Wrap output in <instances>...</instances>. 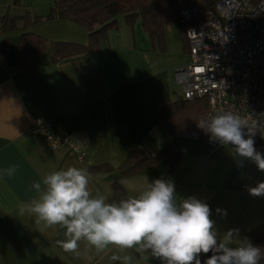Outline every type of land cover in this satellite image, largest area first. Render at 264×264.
I'll list each match as a JSON object with an SVG mask.
<instances>
[{
	"label": "crops",
	"instance_id": "1",
	"mask_svg": "<svg viewBox=\"0 0 264 264\" xmlns=\"http://www.w3.org/2000/svg\"><path fill=\"white\" fill-rule=\"evenodd\" d=\"M52 5L53 0H0V16L46 15ZM16 26L0 35V264H162L150 251L109 246L97 253L83 240L79 255L65 252L58 243L65 240L63 228L36 224L34 217L19 213L20 203L37 198L32 185L42 183L46 173L85 168L74 149L52 148L32 133L36 119L68 132L91 166H111L89 171L93 195L99 191L110 202L116 180L128 197L142 191L146 179H164L174 184L177 202L195 197L209 205L219 235L238 229L240 239L250 241L252 230L264 228V202L240 193L245 181L264 182V171L197 127L205 118L203 105L177 113L169 124L160 111L161 105L184 99L174 69L187 65L190 55L177 17L163 24L160 41L144 29L140 17L128 24L118 15L97 50L66 57L54 55L49 43L86 44L88 32L79 24L42 19L28 27L18 20ZM24 33L39 35L48 45L20 66L18 44ZM166 144L171 145L167 157L120 175L119 167L136 146L155 154ZM255 148L264 153V146ZM12 166L17 170L8 176L4 170ZM125 178L130 189L120 183ZM113 255L121 260H112ZM125 256L131 259L125 262ZM199 258L203 264L207 256Z\"/></svg>",
	"mask_w": 264,
	"mask_h": 264
},
{
	"label": "clouds",
	"instance_id": "2",
	"mask_svg": "<svg viewBox=\"0 0 264 264\" xmlns=\"http://www.w3.org/2000/svg\"><path fill=\"white\" fill-rule=\"evenodd\" d=\"M197 127L212 140L233 146L236 155L264 171V153L255 148L253 139L260 132L255 122L249 123L248 118L233 111H220L201 118ZM16 170L12 166L4 171L12 176ZM90 180L88 169L76 166L46 173L42 183L32 185L37 198L20 203L19 213L34 217L36 224L63 228L65 240L58 243L65 252L77 255L83 240L97 253L109 246L150 251L162 264H201L200 255L209 253L203 264H260L264 260V248L240 239L238 229L219 235L207 203L195 197L177 202L171 181L155 179L149 183L146 179L138 194L109 202L108 196L99 191L92 194ZM120 183L130 189L128 179ZM249 193L264 195V182L250 188ZM130 259L123 257L125 262ZM112 260L121 257L113 255Z\"/></svg>",
	"mask_w": 264,
	"mask_h": 264
},
{
	"label": "built area",
	"instance_id": "3",
	"mask_svg": "<svg viewBox=\"0 0 264 264\" xmlns=\"http://www.w3.org/2000/svg\"><path fill=\"white\" fill-rule=\"evenodd\" d=\"M178 20L187 25L190 55L187 65L174 69L183 98L204 97L206 118L233 111L249 123L255 122L264 135V0H215L203 9L185 4L178 10ZM31 132L52 148L65 145L74 149L80 160L89 164L86 152L68 132L54 129L52 122L36 119ZM260 132L253 139L255 145L264 146ZM257 183L243 182L240 193L264 202V195L249 193Z\"/></svg>",
	"mask_w": 264,
	"mask_h": 264
},
{
	"label": "trees",
	"instance_id": "4",
	"mask_svg": "<svg viewBox=\"0 0 264 264\" xmlns=\"http://www.w3.org/2000/svg\"><path fill=\"white\" fill-rule=\"evenodd\" d=\"M214 2L215 0H53V5L46 15H31L30 13H25L21 16H12L6 13L0 16V35L5 31L16 29V22L18 20L22 21L23 27H28L30 24L42 19L70 20L85 28L88 32V42L86 44L66 41L49 43V47L54 55L66 57L97 50L100 42L105 38L107 31L116 26V17L118 15H123L128 24H132L137 17H140L144 29L150 36L162 41L163 24L172 17H177L178 19L180 6L194 4L198 8L203 9L210 7ZM179 24L187 43L185 36L187 25L181 22ZM47 45V40L39 35L31 33L22 34L18 44L20 66L27 65L29 57L34 53L43 51ZM194 104L203 105L205 107L204 113H206L207 101L204 97L170 102L161 105L160 111L166 123L169 124L175 121L177 113L184 112L185 109L190 111ZM170 152V144L164 145L155 154L149 152L143 145H138L119 167L120 175L135 174L148 165L155 164L162 158L167 157ZM85 168L88 171L94 169L98 172H105L110 170L111 166L102 164L94 167L90 164H85ZM125 198L127 196L116 180L113 184V195L110 198V202H118ZM256 230L258 229H254L249 233L250 241L252 244L264 248V228L259 231ZM210 255L211 253L207 254V258ZM260 264H264V260Z\"/></svg>",
	"mask_w": 264,
	"mask_h": 264
}]
</instances>
